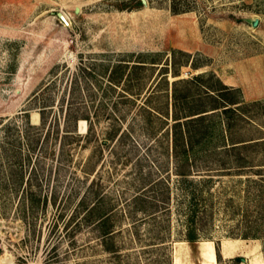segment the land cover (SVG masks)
Listing matches in <instances>:
<instances>
[{
	"label": "rangeland",
	"instance_id": "rangeland-1",
	"mask_svg": "<svg viewBox=\"0 0 264 264\" xmlns=\"http://www.w3.org/2000/svg\"><path fill=\"white\" fill-rule=\"evenodd\" d=\"M120 62L128 64L123 82L130 73L113 90L108 76ZM195 76H203L198 91L225 86L242 105L229 133L212 135L208 148L216 154L194 163L211 171L196 176L209 183L198 189L206 225L193 247L182 240L185 203L166 153L170 136L159 130L157 140L149 136L137 105L156 92L150 104L160 108L171 102L173 82ZM72 101L90 122L77 124L82 139L64 141L55 132L72 129L65 122ZM43 104L52 105L50 135L24 168L30 179L18 188L6 185L9 151L17 148L8 128L27 120L39 126ZM120 119L124 134L104 142ZM263 140L264 0H146V6L141 0H0V264H146L165 252L172 264H205L204 241L217 246V264H264ZM232 146L241 149H226ZM149 171L171 187L170 212L155 222L164 226L168 245L145 254L140 247L153 241L133 244L123 234L114 237L115 247L131 256L118 259L76 210L78 199L104 195L118 211L138 191L162 200V187L146 190ZM29 189L39 196L34 210L25 200ZM132 220L117 215L110 224L125 231ZM152 226L141 225L143 238ZM246 233L258 238L240 237Z\"/></svg>",
	"mask_w": 264,
	"mask_h": 264
},
{
	"label": "trees",
	"instance_id": "trees-1",
	"mask_svg": "<svg viewBox=\"0 0 264 264\" xmlns=\"http://www.w3.org/2000/svg\"><path fill=\"white\" fill-rule=\"evenodd\" d=\"M136 4L139 5L138 2L135 3V5ZM127 67L128 64H123L122 62L113 66L110 76H108L111 89L114 90V87L123 82L122 79L125 76ZM140 67L144 66L134 65V69H141ZM81 69L84 70V68ZM117 72L118 79L115 77ZM129 73L130 70L127 71L126 80L124 79L123 84H125V82L127 83ZM202 78L203 76H195L189 80L180 79L173 82L171 102L167 100L160 108H153L150 104V96L157 95L156 92H152L153 94L150 93L143 104L137 105L141 128L146 131L149 136L155 137L157 140L159 131L160 136H170V148H168L166 153L172 160V174L176 179V184L178 186L177 190L181 193V201L185 203V210L184 212L182 211V222L185 229L182 240L193 247L196 246L202 238L201 228H204L206 225V223H204V217L198 214L199 195L202 193V190L198 189L200 186L201 189L204 188L209 183L207 178L200 181L196 179V176L200 175L201 172L211 171L209 168L206 170H197L195 169L194 163L197 159L211 157L216 154L217 148H208L212 135H214L215 132L219 134L229 133L232 128L231 119L242 105V101L236 100L231 96L236 94V90L225 86L211 90L203 88L205 92L198 91L199 87H201L200 81ZM182 84L184 87L180 89L179 86ZM49 85H46L39 94L43 95L44 91L49 89ZM230 96L231 98H229ZM208 103L209 106H207ZM68 106L65 114V122H72L73 127L71 130L63 131L62 136L59 135L57 130L55 136L61 137L64 141L69 139L79 141L82 139V136L77 131V124L80 120L88 122L89 118L78 114L77 108H74L75 104L73 101L70 102ZM51 107L52 105L45 104L40 107L41 124L39 126L31 125L27 120L25 123L15 122L12 127L8 128V133L13 138L14 147L17 148H12L10 151L8 150L12 153L11 157H13V159L10 161L9 166L11 168V173L10 177L6 180V185L11 182L15 188H18L22 186L25 180L26 182L29 181L30 176H25L24 168L29 166L32 161L36 162V151L43 149L41 148V142H44L47 135L48 137L50 135V131L47 129V123L48 115L52 110ZM123 119L124 117H122V120ZM122 120L120 119V123L115 121L110 131L106 132L107 138L104 142L116 138L119 133H121L120 137L124 134L121 128ZM154 121L159 122L160 126L158 129L153 125ZM262 142H264V140ZM231 144H234V142L232 141ZM198 146H201V148H197ZM235 147L236 146H232V148L226 149H229L230 152L235 150L239 151L241 149ZM229 151L227 150V152ZM151 173L153 172L149 171L148 173L150 179L147 180L148 188L146 190L151 193L155 192L154 189L157 190L158 187H162V189H160L161 194L164 195L162 200L156 199V197L153 196H146L143 192L141 193L138 191L125 203L126 210L123 208L124 210L118 211L117 206H107L109 202H107L104 195L94 194L91 198L83 194L78 199L76 210H78V212H83L84 221L94 224V227L100 231L99 235L102 238V242L109 247L107 248L108 251L114 253L118 259H121L122 256L129 259V256H131V254L123 255L121 251H119V247H115L114 237H120L123 236V234H126L128 236L127 239L133 242V244L142 243V241L146 239L153 241L148 245L140 247L142 253L145 254L157 250H166V246L168 245L167 241H165L166 237L162 232L165 229L164 226H162V224L155 226V222L158 220L159 214L170 212L168 202L170 201L172 191L169 182L163 176L152 178L151 176L153 175ZM197 191H199V194ZM25 197L31 210H34L36 203L39 201L37 198L39 196L36 192L29 189L25 191ZM159 203H161V208ZM131 207L133 208L130 211ZM139 212L142 218L136 219V213ZM206 213L207 210L205 211V214ZM117 215L121 218L131 217L133 219L130 226L128 225V227L125 228V231L121 227L112 230V225L110 223ZM148 222H153L154 226H152V230L148 229L146 231V236L143 238L140 227ZM150 232L154 233L153 236ZM240 237L243 239L249 237L258 238V235L246 233ZM157 240H159L158 243L154 242ZM215 249L217 255V246ZM145 261L146 264H172L170 255L166 252L165 254L162 253L160 257L151 255L146 258ZM124 264H130L129 260H126Z\"/></svg>",
	"mask_w": 264,
	"mask_h": 264
},
{
	"label": "bare ground",
	"instance_id": "bare-ground-1",
	"mask_svg": "<svg viewBox=\"0 0 264 264\" xmlns=\"http://www.w3.org/2000/svg\"><path fill=\"white\" fill-rule=\"evenodd\" d=\"M81 123L83 124L84 122L82 121ZM204 242L206 246L202 254L203 259L205 260L204 263L205 264H217V255H216L214 247L212 246V242H206V241Z\"/></svg>",
	"mask_w": 264,
	"mask_h": 264
},
{
	"label": "water",
	"instance_id": "water-1",
	"mask_svg": "<svg viewBox=\"0 0 264 264\" xmlns=\"http://www.w3.org/2000/svg\"><path fill=\"white\" fill-rule=\"evenodd\" d=\"M141 2L144 4V6H146V0H141ZM59 16L61 17L62 20H64V18L62 17L61 14H59ZM257 22H258V20H254V21H253V25H256Z\"/></svg>",
	"mask_w": 264,
	"mask_h": 264
}]
</instances>
